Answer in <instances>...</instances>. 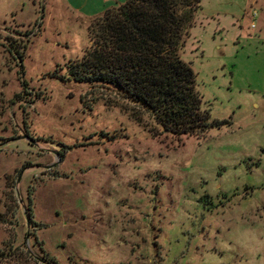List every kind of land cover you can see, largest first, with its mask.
Instances as JSON below:
<instances>
[{
  "label": "rangeland",
  "instance_id": "obj_1",
  "mask_svg": "<svg viewBox=\"0 0 264 264\" xmlns=\"http://www.w3.org/2000/svg\"><path fill=\"white\" fill-rule=\"evenodd\" d=\"M124 2L0 0V264H264V0L200 1L191 136L67 76Z\"/></svg>",
  "mask_w": 264,
  "mask_h": 264
},
{
  "label": "trees",
  "instance_id": "obj_2",
  "mask_svg": "<svg viewBox=\"0 0 264 264\" xmlns=\"http://www.w3.org/2000/svg\"><path fill=\"white\" fill-rule=\"evenodd\" d=\"M200 1L125 0L107 8L88 24L89 47L67 76L110 88L168 133L201 135L214 123L180 56Z\"/></svg>",
  "mask_w": 264,
  "mask_h": 264
}]
</instances>
